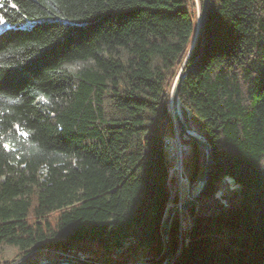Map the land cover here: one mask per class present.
<instances>
[{"label": "trees", "instance_id": "trees-1", "mask_svg": "<svg viewBox=\"0 0 264 264\" xmlns=\"http://www.w3.org/2000/svg\"><path fill=\"white\" fill-rule=\"evenodd\" d=\"M195 10L0 0V245L17 247L19 264L69 251L124 264L126 242L146 264L164 260L162 218L178 200L165 139L177 131L189 146L194 193L206 161L172 111L182 72V121L211 162L172 217L170 264H264V0H207L202 44Z\"/></svg>", "mask_w": 264, "mask_h": 264}, {"label": "water", "instance_id": "water-1", "mask_svg": "<svg viewBox=\"0 0 264 264\" xmlns=\"http://www.w3.org/2000/svg\"><path fill=\"white\" fill-rule=\"evenodd\" d=\"M206 6H207V0H203L202 1V12L201 15L199 17L198 23L196 25V32H195V36L197 35V32H200V42L202 44L203 42V33H204V18H205V10H206ZM184 75V73H180L174 80V85H173V91H172V96H171V107H172V111L173 114L175 115V118L179 121V124L183 130V132L189 136H191L196 142H198L199 144H201L204 149L206 150V161H205V166L203 169V172L200 176L199 179V186H198V190L193 193V195L191 197H189L187 200L185 201H180L178 202V204L174 205L173 207H171L170 211L168 212L167 216L164 218L165 212L163 214V218H162V226H163V237H164V242L166 245V256L164 258V260L160 263V264H170L172 261L171 258V251L169 248V244H168V234H169V227H170V223L172 220V217L174 215V213H178V218L179 220H181V211L182 209H184L189 203H191L197 196H199L203 190L204 187V183L208 177L209 174V169H210V162H211V155H210V144L208 142V140L205 138V136L197 131L195 128L193 127H188L186 126L182 119L181 116L179 114V110H178V103H180V99L178 97V87L181 81L182 76ZM181 150L179 149V163H178V172L180 174V169H181V162H180V157H181ZM164 220V221H163ZM68 256L72 257H60V258H54V259H48V260H44L42 262H40L39 264H51V263H64V264H85L82 261L84 260H89L88 259V255L87 253H82V252H77L76 254L73 255H69ZM146 262V261H145ZM124 264H134V263H124ZM146 264V263H143Z\"/></svg>", "mask_w": 264, "mask_h": 264}, {"label": "rangeland", "instance_id": "rangeland-1", "mask_svg": "<svg viewBox=\"0 0 264 264\" xmlns=\"http://www.w3.org/2000/svg\"><path fill=\"white\" fill-rule=\"evenodd\" d=\"M195 9H196L195 10L196 15L200 16V1L199 0H195ZM198 20H199V17H198ZM178 74L176 75V77L178 76ZM173 85H174V81H173L172 87H173ZM171 96H172V92H171ZM170 102H171V99H170ZM179 111H180V115L182 118L183 114H182L180 105H179ZM187 115L189 116V113H187ZM165 143H166L167 155H168V158H169L170 163H171L170 167L168 169L169 174L175 175L177 178L176 188H177V192H178V200L176 203H174L172 201H168V203L166 204L164 218L167 216L171 207L178 204V202H180V201L187 200L189 197H191L193 195V193L195 191V188L189 184L188 178L184 174L183 166H182V155L188 151L189 146L180 140V136H179L177 131L175 132L173 138H166ZM179 149L181 150L180 151L181 152V157H180V162H181L180 171L181 172H180V174L178 172ZM225 180L230 183V187L235 186V184H233L232 179L230 177H225ZM216 194H217V196H219L221 194V191L219 190ZM179 216H181V215H179ZM127 244H128V242H126L125 245L122 246L121 248L115 250V252L124 253V255L127 258V262H125V263H137V264L146 263L145 261L147 259H146L145 250L139 249V248L136 250H132L130 248H127ZM67 253L69 255H73V254L77 255V253L73 252V251H69ZM31 257H32V259L37 258V256L33 255V254L31 255ZM64 257H70V256L66 255ZM70 258H72V257H70ZM19 259H20V257H18L17 247H15L13 245H7V244L0 245V264H19ZM44 260L45 259L40 258L39 263L44 261Z\"/></svg>", "mask_w": 264, "mask_h": 264}, {"label": "bare ground", "instance_id": "bare-ground-1", "mask_svg": "<svg viewBox=\"0 0 264 264\" xmlns=\"http://www.w3.org/2000/svg\"><path fill=\"white\" fill-rule=\"evenodd\" d=\"M173 90V89H172ZM179 105H180V103H178V110H179ZM179 114H180V111H179ZM181 116V115H180ZM182 119V118H181ZM166 144V143H165Z\"/></svg>", "mask_w": 264, "mask_h": 264}]
</instances>
